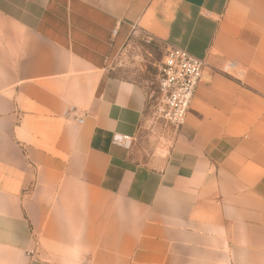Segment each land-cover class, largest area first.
Segmentation results:
<instances>
[{
  "label": "crops",
  "instance_id": "crops-1",
  "mask_svg": "<svg viewBox=\"0 0 264 264\" xmlns=\"http://www.w3.org/2000/svg\"><path fill=\"white\" fill-rule=\"evenodd\" d=\"M139 34L206 62L149 155ZM0 264H264V0H0Z\"/></svg>",
  "mask_w": 264,
  "mask_h": 264
},
{
  "label": "built area",
  "instance_id": "built-area-1",
  "mask_svg": "<svg viewBox=\"0 0 264 264\" xmlns=\"http://www.w3.org/2000/svg\"><path fill=\"white\" fill-rule=\"evenodd\" d=\"M116 32L114 30L113 33ZM151 40H154L152 36L145 35V41ZM205 65L204 59L175 46H165L164 56L156 65L157 86L150 95L149 110L174 132L178 131L186 121ZM80 112L78 107L70 105L65 107L63 114L81 123L83 115ZM114 141L124 145L131 144V139L126 135H115Z\"/></svg>",
  "mask_w": 264,
  "mask_h": 264
},
{
  "label": "rangeland",
  "instance_id": "rangeland-1",
  "mask_svg": "<svg viewBox=\"0 0 264 264\" xmlns=\"http://www.w3.org/2000/svg\"><path fill=\"white\" fill-rule=\"evenodd\" d=\"M165 47L160 40L145 41V35L139 34L118 52L114 59V66L123 75H129L141 82L150 97L157 86L156 65L162 60ZM148 120L145 123L143 151L149 155L156 148H165L164 138L172 134V129L164 121L147 111Z\"/></svg>",
  "mask_w": 264,
  "mask_h": 264
}]
</instances>
